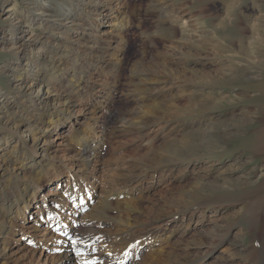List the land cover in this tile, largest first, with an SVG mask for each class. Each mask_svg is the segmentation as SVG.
<instances>
[{"label": "rangeland", "instance_id": "rangeland-1", "mask_svg": "<svg viewBox=\"0 0 264 264\" xmlns=\"http://www.w3.org/2000/svg\"><path fill=\"white\" fill-rule=\"evenodd\" d=\"M15 1L10 0L0 12L15 10ZM17 1L22 3L24 0ZM50 1L55 5L67 2ZM122 11V28L120 25L113 28L108 22L101 26V32H106L101 36L92 34L90 28L85 34L79 31L64 36L53 34L46 25L24 28L33 39L47 42L46 34L63 38L62 42L53 41L60 51L56 55L57 63L62 65L58 80L47 79L45 82L56 87L53 96L70 98L80 107L101 103L92 122L97 130L94 139L96 143L100 142V147L90 168L95 167L97 172H90L88 179L97 185L96 190L81 180L89 186L84 189V194L88 191V204L79 202L75 206L72 203L66 206L63 199L66 189L80 178L81 175L76 174L82 168V159L68 146V136L73 132L71 122H62L59 129L52 131L51 156L59 177L54 175V169L51 170L47 176L50 181L45 182L41 190L46 193V198L39 204L33 203L26 214V222H19L20 228H15L17 232L11 237V244L22 250L38 247L39 254L49 252L59 256L63 245L51 235L60 232L61 228L57 227L62 216L70 219L65 228L71 225L68 247H83L86 235L97 233L115 237L118 232L114 224L96 217L93 208L106 193L122 191L121 185L131 182L133 173L140 176L147 170L150 175L140 178L142 188L152 187L153 191L144 206L150 217L158 214L160 224L168 222L163 237L138 246V251L127 246L123 262L105 251V245L98 240L91 245L92 254L117 264H145L149 247L161 242L168 249L165 252L172 251L176 256L171 261L163 255L164 263L183 264L196 256L188 255V252L197 251L200 252L198 256L205 257L203 264H227L224 261L227 256L234 257L233 264H248L251 239L256 235L262 243L257 241L255 247L260 251L262 244L264 250V212L260 225L252 229L245 205L246 200L247 204L250 201L254 204L257 200L255 192L264 181L258 177L264 171V153L262 156L255 153L260 134L264 132V0H126ZM178 11L182 18L177 17ZM185 21H188L186 26ZM2 26L6 25L0 20ZM251 46L255 47L256 54L251 53ZM120 48L123 64L116 70L107 64L114 61L110 55ZM47 51L44 50L47 56L42 53L45 59L49 56ZM13 58L8 50L0 49V90L12 97L16 89L3 67ZM232 64L249 71L231 81L230 78L236 75ZM74 75L82 78L79 79L83 81L80 87L78 82L72 81ZM140 76L147 80L142 81ZM27 96L24 94L25 100L19 102L22 108L30 98ZM144 96L150 99L159 96V117H152L153 123L135 119L142 112L141 98ZM150 99L147 103L155 105ZM87 112L78 117L88 119L92 115ZM7 120L8 117L0 119V137L6 135ZM229 132H233L231 137ZM166 161L170 165L169 171L159 172L154 179L152 170L163 167ZM64 164L72 168L70 174ZM4 169L2 167L0 171ZM197 180L204 184L214 182L218 189L194 192ZM214 200L215 205L208 204ZM57 207L60 214L48 221L42 218L37 224L41 208L49 212ZM184 214L191 220L190 226L181 223ZM175 217L179 219L176 222ZM216 223L221 233H229L228 237L236 244L231 246V255L221 252V248L213 249L217 243L214 237L218 234L214 231ZM200 237L203 246L192 241ZM79 253V257L91 254ZM259 260H264V254H259ZM75 262L76 259L70 258L65 264L84 263Z\"/></svg>", "mask_w": 264, "mask_h": 264}, {"label": "bare ground", "instance_id": "bare-ground-1", "mask_svg": "<svg viewBox=\"0 0 264 264\" xmlns=\"http://www.w3.org/2000/svg\"><path fill=\"white\" fill-rule=\"evenodd\" d=\"M125 1L126 0H67L69 3L66 2L55 5L50 0H24L22 3L16 0L13 5L16 7L15 10L9 12L5 11V13L0 12V20L6 25L0 27V49L8 50L14 57L12 62L8 63L3 68L5 70L4 72L11 78L14 89H16L13 97L8 94H2L3 90H0V98H4L2 99L3 102H0V119L6 120L7 117L9 118L5 126L6 135L0 137V169L5 167L3 171H0V264H37V262H42L44 264H65L70 258L76 259V262L83 261L84 263L82 264H117L116 262L105 260L101 255L92 254L91 251L93 250V246L91 245L97 240L102 242V244L105 245V251H108L113 257L117 256L116 258L123 262L129 246L132 250L138 251V246L140 247L144 245V243L152 242L157 238L163 237L168 222L166 224H160L161 222H159L160 217L157 216L158 214L154 215V218L150 217L149 211H147L144 206V201L146 198L150 197L153 191L152 187L151 189L147 188L149 190L142 188L143 183H141L142 180L140 178L150 175L146 170L143 171L141 175L139 174L140 176H138L137 172L133 173L134 175L131 177L133 180L125 185H121L122 191L112 190L110 193H106L102 196V201L93 208L96 217L102 220H109L114 224L118 232L115 237L99 236L97 233L90 236L86 235L83 241L85 242L83 247L79 246V248H76L72 245L73 248L70 246L68 247L66 243L71 237V225L70 228H65L70 224V219L67 216H62V219L59 220V226L57 227L58 229L61 228L60 232L56 235H51L55 236L54 240L63 245L59 256H53L48 251V253L42 252L39 254L38 247L30 249L23 248L24 250H22L21 248H17L19 246L16 244H11V237L17 232L15 228H20L19 222H26V214L31 210L33 203L39 204L40 200L46 198V193H44V190L41 192V190L44 189L45 182L50 181L47 176L51 173V170L54 169V175L58 176V173H56L58 169H56V163L51 156L52 148H50V146L52 147L53 144L51 140L53 136L52 131L59 129L58 127L62 126V122H64L63 124L71 122L73 132L68 136L70 143L68 146L71 147V152L79 155L82 159L80 162L82 168L77 174L75 173L76 176L81 175L80 178L77 179V182L72 184L71 188L68 186L66 189V194L63 198L66 206L70 203L75 206L79 202L88 204V198H86L88 191L84 194V189L87 187L85 184H90L95 190L97 188V185L90 183L88 179H90L89 173L95 171V167L94 169H90L92 168L93 159L95 160L99 154L98 148L100 147V142H95L94 138L97 135V130L95 124L92 122L96 119L97 111L101 103L97 102L92 107L87 105L86 107L81 106V108L73 103L74 101L72 102L70 98L53 96L54 92H56V87L45 82V80H58V76L62 69L61 62L57 63L56 59V55L60 52L59 46L57 49L53 41L62 42L63 38L55 37L53 34L57 33L60 36H64L65 34H76L79 31L85 34L84 32H86L87 28H90L92 34L101 36L102 34H106L105 31L101 32V26L106 25L108 22L113 28L118 27V25L122 28V23L120 24V22L123 21L124 13L122 11V6ZM9 2L10 0H0V8L3 10L4 7L8 6ZM69 4L71 5L67 7ZM176 14L178 18H182L183 16L180 11L176 12ZM187 23L188 21H185L183 23L184 26H186ZM38 24L44 27L46 25L53 33L46 34V37L51 40L50 43L48 39L47 42L37 38L33 39L32 36H28L29 33L24 29L27 26L35 27ZM109 30L112 29L110 28ZM46 49L49 51H47L49 55L47 59L44 58L45 55L47 56V54L44 53ZM36 52L37 54H35ZM42 53L45 55L42 56ZM251 53L256 54V49L253 46H251ZM122 55L123 50L121 48L117 49L110 55L111 58H114V61L109 62L107 65L110 64L114 69L119 70L120 66L123 64ZM231 66L236 73L235 76L230 78L231 81H234L233 79L237 77H241L239 74L245 73L246 70L249 71V69L245 71L241 70L238 64H232ZM258 76L260 78V74ZM143 78L144 77H141L142 81L147 80ZM79 79L74 75L72 81L75 83L78 82V86L80 87L83 81ZM24 94H28L30 98L27 99L22 108L19 102L23 103L25 100L23 98ZM152 98L150 99L148 96L141 98L142 112H140L136 118L134 117L137 121H146L148 124L152 121V117H159V111H157L160 108V103L157 104L159 96ZM149 99L155 102V105L150 106V103H147ZM9 104L12 108L9 107ZM2 109H4L5 112H2ZM85 112H87V115L91 114L92 116L88 117V119L81 120L78 116H81V114ZM12 115L14 116L12 117ZM151 123H153V121ZM227 134L231 137L233 132ZM258 140L259 142H257L258 145L255 153L262 156L264 153V132L260 134ZM255 156L258 157V155ZM167 163L168 161L163 162V167H155V169L152 170L151 176L155 179L159 172L164 173L169 171L170 165L168 166ZM164 164L167 165L165 166ZM68 166L69 165H66L65 167L70 174L72 168ZM96 172L97 171H95V173ZM227 173H229V171ZM95 175L96 174H94V176ZM259 175L258 177H262L264 180L263 170ZM207 176L209 175L207 174ZM1 180H4V182H1ZM81 180L87 183H81ZM199 180H197L195 184L194 192H206L218 189V186L214 182L204 184L200 183ZM260 185L258 189L256 188L255 196L257 200L254 204H252L251 201L247 204V200L245 201L247 213L249 215L248 223L252 229L260 225L262 211L264 212V198H262L264 193V181ZM216 203L217 202L214 200L213 202L210 201L208 204L215 205ZM153 204L157 205L158 203L153 201ZM84 208L85 207H82V209ZM38 213L39 219L37 220V224L41 222L42 218H46L48 221L49 219H54L57 214H60L58 207L54 211L49 212H45L44 208H41ZM29 215H31V213ZM150 220L154 222L150 223ZM174 220L176 222V220L179 219L175 217ZM182 220L181 223H187V226H190L191 220L187 219L186 214L182 216ZM185 220L187 221L185 222ZM38 227V225L35 226L36 229ZM214 231L218 234L214 236L216 237L217 243L213 245V249L221 248V252L231 255L233 250L231 246H235L236 244L228 237L229 233L222 234L217 223L214 226ZM48 240L49 239L45 240V242L48 243ZM192 241L197 246L204 245L201 237L200 239L194 238ZM251 241L252 245L247 255L248 264H264V260H259V254L262 253V256L264 254L262 244L261 249L259 248L260 251L254 245L257 241L259 243L262 242H260L257 235L252 238ZM164 245L165 243L160 242L157 245L153 244L149 247L147 250L148 255L144 259L145 264H162L165 262V259H161L163 255L168 260L173 261V259L176 258L175 254H173L172 251L165 252L167 248L165 249ZM79 252L91 254L89 256L79 257L77 255L80 254ZM188 255L196 256L195 258L193 257L194 259L190 258L188 262L183 264H203L205 260V257L198 256L200 252L197 251L190 254L188 252ZM208 255H210V252ZM71 256H73V258ZM232 258L234 257L227 256L224 261L227 262V264H233ZM250 258L254 259L250 261ZM24 260H27L28 263H22ZM167 263L169 264V262Z\"/></svg>", "mask_w": 264, "mask_h": 264}]
</instances>
